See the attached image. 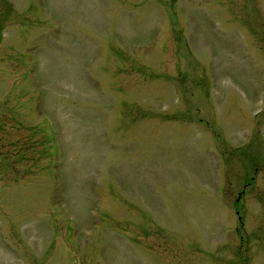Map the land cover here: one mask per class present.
Wrapping results in <instances>:
<instances>
[{
    "label": "rangeland",
    "instance_id": "1",
    "mask_svg": "<svg viewBox=\"0 0 264 264\" xmlns=\"http://www.w3.org/2000/svg\"><path fill=\"white\" fill-rule=\"evenodd\" d=\"M0 264H264V0H0Z\"/></svg>",
    "mask_w": 264,
    "mask_h": 264
}]
</instances>
